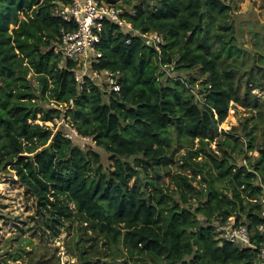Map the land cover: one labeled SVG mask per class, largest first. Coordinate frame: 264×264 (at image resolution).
<instances>
[{"label": "trees", "instance_id": "1", "mask_svg": "<svg viewBox=\"0 0 264 264\" xmlns=\"http://www.w3.org/2000/svg\"><path fill=\"white\" fill-rule=\"evenodd\" d=\"M69 2L0 0V171H13L33 199L39 227L58 232L77 223L79 241L89 243H75L83 264H261L256 249L221 241L213 227L233 218L247 225L256 247L263 243L264 131L259 143L255 127L217 140L231 102L255 110L253 122L264 120V100L252 93L260 86L254 69L245 76L238 61L231 6L105 0L123 9L133 30L164 40L160 60L141 36L103 22L93 69L118 77L113 93L89 78L80 85L77 64L59 63L54 49L65 23L53 8ZM165 64L171 74L164 77ZM70 128L93 145L83 149L80 138L65 137ZM182 143L172 191L150 174ZM124 255L126 262L116 261Z\"/></svg>", "mask_w": 264, "mask_h": 264}, {"label": "rangeland", "instance_id": "2", "mask_svg": "<svg viewBox=\"0 0 264 264\" xmlns=\"http://www.w3.org/2000/svg\"><path fill=\"white\" fill-rule=\"evenodd\" d=\"M225 2L231 6L229 16L233 24L232 28L235 29L236 42L241 54L238 61L245 64L243 68V72L246 71L244 73L245 76H247V72L250 71L251 67L254 69L252 72L253 78L260 86L254 89L252 93L263 101L264 0H225ZM165 65L167 66L168 64ZM166 66L162 68L164 77L171 74V70L169 67L167 69ZM192 74H195V71ZM179 75L184 79L187 73L180 72ZM28 78H30L33 86L36 87L37 82L34 77L29 75ZM255 118H257L255 110L247 109L231 102L226 119L218 126L220 134L217 140H224L225 135L233 133V128L239 130L245 127L249 131L252 127H255V135L257 136L255 142L259 143L264 131V120L253 122ZM57 122L60 125L68 126L64 120ZM172 138L173 140L176 138L174 132H172ZM198 145L196 140L194 148L196 149ZM180 146L182 147L173 154L171 161L164 168L153 171L150 174V176L156 177L163 187L169 186L172 191L177 190L172 177L177 173H182L179 166L181 157L186 151V144L183 145L182 143ZM177 147L178 145L174 144L172 149L174 150ZM210 147L216 150L214 142ZM248 155L256 157L258 154L253 151ZM237 161L238 163L246 164L244 157L237 158ZM106 162V164H111L110 161ZM189 173L188 171L186 172V174ZM192 184L196 188L200 187L197 182ZM170 195H172L174 201L179 200L178 192ZM192 203L195 202L192 201ZM35 210L33 199L19 183L14 172L9 169L0 171V264H83L86 262L84 257L80 259L79 250L75 245L79 241L78 224L69 223L61 227L58 232L43 231L37 224ZM82 243H85V246L89 244L88 242ZM90 257L92 258V256ZM85 259L87 258L85 257ZM119 259L120 261H127L125 255L122 258H116V261ZM89 260L95 261V258ZM101 260H105V258H100ZM109 261H111L110 258L106 259V262Z\"/></svg>", "mask_w": 264, "mask_h": 264}, {"label": "built area", "instance_id": "3", "mask_svg": "<svg viewBox=\"0 0 264 264\" xmlns=\"http://www.w3.org/2000/svg\"><path fill=\"white\" fill-rule=\"evenodd\" d=\"M122 15V8L108 4L105 0H70L67 4L59 3L53 8V16L65 23L60 28L59 43L54 51L58 55L59 63L73 61L77 64L75 78L80 85L85 84L86 78H89L103 86L107 92L118 93L120 91L118 77L115 74L107 70L93 69V64H97L102 57L97 44L100 42L102 24L106 20L120 27L125 26L132 31V36H141L145 44L153 46L158 51L161 60L160 47L164 42L163 37L156 32L141 33L133 30ZM125 42L129 44L131 39L128 38ZM166 68L168 69V66ZM69 130L65 137L80 138V146L83 149L93 144L91 137L80 136L72 128ZM262 188L264 191V185ZM260 201L263 204L260 215L264 219V196L260 198ZM213 227L221 241L230 243L239 250L256 249L258 261L264 264V224L257 227V232L263 238V243L259 247L252 242L247 225L236 224L233 218L224 223L214 222Z\"/></svg>", "mask_w": 264, "mask_h": 264}]
</instances>
